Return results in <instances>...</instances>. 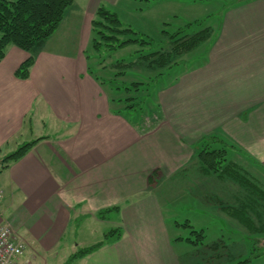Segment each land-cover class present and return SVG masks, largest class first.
I'll return each instance as SVG.
<instances>
[{
  "label": "crops",
  "instance_id": "crops-1",
  "mask_svg": "<svg viewBox=\"0 0 264 264\" xmlns=\"http://www.w3.org/2000/svg\"><path fill=\"white\" fill-rule=\"evenodd\" d=\"M103 1L74 0L29 77L16 75L28 51L11 45L0 60V212L25 244L15 264L42 253L56 258L62 247L77 251L119 226V240L77 264H198L175 245L165 208L168 198L188 193L224 215L219 202L232 201L236 190L201 168L198 152L210 136L224 141L211 149L226 145L228 158L264 186V0L225 6L205 47L158 79L169 76L156 93L159 113L145 118L127 113L123 99L132 93L108 80L111 66L92 59ZM137 69L120 79L129 83L135 73L148 82L149 71ZM32 141L2 167L7 154ZM162 189L174 194L166 199Z\"/></svg>",
  "mask_w": 264,
  "mask_h": 264
},
{
  "label": "trees",
  "instance_id": "trees-1",
  "mask_svg": "<svg viewBox=\"0 0 264 264\" xmlns=\"http://www.w3.org/2000/svg\"><path fill=\"white\" fill-rule=\"evenodd\" d=\"M74 0H0V60H2L11 45L20 47L30 53V56L20 65L16 75L27 78L36 61V53L44 43L56 31L64 19L65 13ZM202 23L203 21L197 20ZM188 27L179 28L175 32H167L168 38L162 43H156L150 37L135 30L130 25L122 22L117 13L105 4H101L93 19V48L98 53L100 64L114 69L113 76L108 79L113 82L120 91L131 92L130 96L123 99L124 109L137 110L142 107L144 98L138 95L144 88L146 96L149 94L151 83L164 75L165 71L177 64L184 63L186 54L194 51L198 46L209 41L213 36V28L205 26L199 30L190 32ZM129 44H139L141 47L132 58H117L110 65L107 58L113 57V52L124 48ZM143 66L149 72H157L155 78L149 82L135 79L125 83L122 76L132 68ZM136 75V76H135ZM207 143L198 152L201 168L207 173L227 178L236 183L242 192L235 194L232 201L219 202L220 208L225 214L241 223L245 230L251 234H264V186L252 176L243 166L234 162L227 156V147L210 148L214 142L224 141L217 136L206 138ZM36 141L23 143L15 151L7 154L2 160V167L9 166L10 161H16L23 157ZM114 206L99 212L101 217L106 213L119 209ZM176 225H180L176 222ZM187 226H192L189 222ZM196 232V231H193ZM201 237H205L203 229L198 231ZM122 227H116L104 234V238L87 247L78 248L63 264H77V260L102 247L104 244L113 243L121 238ZM177 239L193 241L190 237H178ZM261 238H259L260 240ZM258 240V241H259ZM256 241V242H258ZM208 249L202 254H208L213 261H231V264H252L253 260L264 253V247L260 250L255 247L252 253L245 258L235 261L229 254L228 244L223 238H218L207 245ZM200 254V253H199ZM204 257V256H202Z\"/></svg>",
  "mask_w": 264,
  "mask_h": 264
},
{
  "label": "rangeland",
  "instance_id": "rangeland-1",
  "mask_svg": "<svg viewBox=\"0 0 264 264\" xmlns=\"http://www.w3.org/2000/svg\"><path fill=\"white\" fill-rule=\"evenodd\" d=\"M107 1L108 0L103 1L102 4H105V6L115 11L123 23L145 34L146 36L144 37L148 36L152 38L154 42L162 43L169 36L165 31L172 33L179 28L188 27L187 29L192 32L209 26L210 24H217L218 26L219 21H221L222 16H224V7L238 3L241 0H117L113 3ZM203 19L205 20L203 21ZM197 20L203 22L200 23ZM206 43L207 42L198 46L194 51L198 52L205 47L204 45ZM140 47L139 44H129L124 48H119L113 52V57L109 56V58H107L106 63L110 65L122 55L130 59L136 54ZM91 53L93 54V61L96 62V59L99 58L98 53ZM189 56L190 53L185 55L183 58L185 62L182 64L188 63L186 58ZM137 68H140V66L134 67L135 70H138ZM133 74L134 73L131 74L132 77ZM148 74L152 75L150 79L157 76V72H148ZM163 78L151 83L147 96L145 88L138 94L142 96L141 98H144L141 108L129 110L127 113L136 115V117L139 118H145L146 115L150 114L155 116L159 113L155 101L156 93L159 88L168 82L169 76ZM168 185L169 184L163 185L162 188ZM229 185L235 188V194H240V192H242L241 188L236 183L231 182ZM161 192H164L163 195L166 199L174 194L173 189L168 192L166 189H162ZM168 199L170 202L166 205L165 211L169 222L172 223L170 232L172 236L176 238L174 243L181 249L183 255L194 256L198 264H231V261H226V258L221 262L213 261L210 257L205 259V256H211L209 255L211 254V250H208V254H202L203 251L208 249L207 245L218 238H223L226 241L230 252L229 254H231L232 258L234 257L235 261L249 256L255 247H259L258 249L260 250L264 247L263 233H249L239 221L225 214V212H223V216L216 215L213 211L212 214H210L211 209L205 206L204 201H194L188 193L181 195L179 198L175 197V199ZM225 215H227V218ZM176 222L180 225H176ZM187 222L192 226L185 225ZM202 229L205 235L203 238L198 233V231ZM20 233L22 234L21 230ZM77 234L76 227H72V230L67 236L69 237L67 240L72 241L77 237ZM92 234L95 236L97 235V233ZM103 235L104 234L101 232L96 242H99L103 238ZM181 236L190 237L193 241H196V243L187 240L179 242L177 238ZM259 238L261 239L259 240ZM27 250V252H29V248H27ZM74 251H76L74 248H58L55 251L58 254L56 258H52L55 256L51 257L48 253H42L36 260L32 261L33 263H30L29 259H25L24 264H63ZM201 256H204V258ZM252 264H264V253L255 258Z\"/></svg>",
  "mask_w": 264,
  "mask_h": 264
},
{
  "label": "built area",
  "instance_id": "built-area-1",
  "mask_svg": "<svg viewBox=\"0 0 264 264\" xmlns=\"http://www.w3.org/2000/svg\"><path fill=\"white\" fill-rule=\"evenodd\" d=\"M4 198V190L0 186V202ZM25 244L18 239L13 228L0 212V264H15L23 255Z\"/></svg>",
  "mask_w": 264,
  "mask_h": 264
}]
</instances>
